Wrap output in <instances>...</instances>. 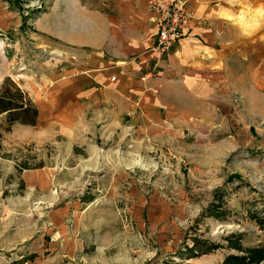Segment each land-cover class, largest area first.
<instances>
[{"label":"rangeland","instance_id":"rangeland-1","mask_svg":"<svg viewBox=\"0 0 264 264\" xmlns=\"http://www.w3.org/2000/svg\"><path fill=\"white\" fill-rule=\"evenodd\" d=\"M262 1L238 16L264 42ZM111 13L108 0H0V92L11 81L39 110L10 132L0 117V264H221L264 247V81L161 108L151 129L115 89L85 85L99 97L72 103L55 84L101 52L93 28Z\"/></svg>","mask_w":264,"mask_h":264},{"label":"crops","instance_id":"crops-1","mask_svg":"<svg viewBox=\"0 0 264 264\" xmlns=\"http://www.w3.org/2000/svg\"><path fill=\"white\" fill-rule=\"evenodd\" d=\"M183 1L193 12L191 28L168 57L160 58L148 0H108L113 13L103 18L100 29L93 28L99 36L90 44H101V52L89 58L81 76L57 81L55 90L60 96L69 93L77 104L99 97L98 91L85 92V85L102 86L105 96L118 90L117 96L131 101L127 110L139 111L143 128L151 129L157 128L161 108L183 115L188 106H212L219 102L216 97L244 95L253 81H264V42L250 35L238 16L246 12L247 0Z\"/></svg>","mask_w":264,"mask_h":264},{"label":"trees","instance_id":"trees-1","mask_svg":"<svg viewBox=\"0 0 264 264\" xmlns=\"http://www.w3.org/2000/svg\"><path fill=\"white\" fill-rule=\"evenodd\" d=\"M0 117H4V131L10 132L15 124L36 126L39 120V110L26 92L13 82L7 81L0 92ZM193 251L199 253L202 252V248L196 246ZM262 263H264V247H252L240 254L234 253L226 256L221 264Z\"/></svg>","mask_w":264,"mask_h":264},{"label":"built area","instance_id":"built-area-1","mask_svg":"<svg viewBox=\"0 0 264 264\" xmlns=\"http://www.w3.org/2000/svg\"><path fill=\"white\" fill-rule=\"evenodd\" d=\"M148 6L158 32L155 51L160 58H165L187 35L193 21V12L183 0H148ZM115 80V77L112 78V81Z\"/></svg>","mask_w":264,"mask_h":264}]
</instances>
